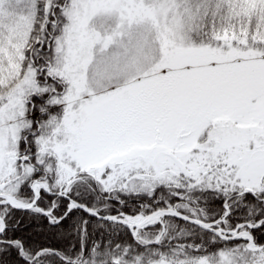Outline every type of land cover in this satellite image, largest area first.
Listing matches in <instances>:
<instances>
[{"label": "snow or ice", "instance_id": "obj_1", "mask_svg": "<svg viewBox=\"0 0 264 264\" xmlns=\"http://www.w3.org/2000/svg\"><path fill=\"white\" fill-rule=\"evenodd\" d=\"M0 264H264V0H0Z\"/></svg>", "mask_w": 264, "mask_h": 264}]
</instances>
